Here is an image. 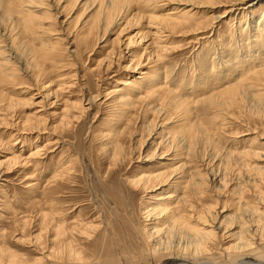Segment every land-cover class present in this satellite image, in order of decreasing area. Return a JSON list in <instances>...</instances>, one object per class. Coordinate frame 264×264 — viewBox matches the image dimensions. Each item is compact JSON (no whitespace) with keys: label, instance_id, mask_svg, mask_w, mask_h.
I'll return each mask as SVG.
<instances>
[{"label":"rangeland","instance_id":"obj_1","mask_svg":"<svg viewBox=\"0 0 264 264\" xmlns=\"http://www.w3.org/2000/svg\"><path fill=\"white\" fill-rule=\"evenodd\" d=\"M41 2L45 6L31 9L37 16L32 14L22 22L7 12V0H0V27L8 34L3 44L10 47L16 42L11 50H20L16 61L7 65L18 70L19 76L0 85V232L4 228L21 238L16 221L28 220L23 241L11 237L7 245L30 263L44 258L38 262L67 264V260L53 262L46 255L54 247L64 259L67 256L65 245L50 246L49 233L40 226L41 215L53 212L68 227L90 226L89 236L73 237V248L83 256L81 264H161L144 257L148 249L144 229H151L152 223L142 213L157 204L152 197L165 193L168 185L182 183L177 175L182 170L192 176L187 195L193 205L199 210L215 206L216 211L225 205V215L233 220L238 191L252 189L257 178L251 172L244 174L242 167H264V152L262 159L245 163L238 157L252 145L264 149V100L254 89L241 91L237 99L220 91L236 82L239 62L245 59L248 66L255 64L250 62L257 52L252 39L258 31L264 33V0L174 1L166 10L188 11L191 25L178 28L170 37L164 33L162 41L168 51L163 52L166 58L161 62L152 41L156 30L165 31L161 25L149 26L147 16L136 9H127L125 20L116 22L106 35L100 32L86 40L83 27L92 14V8L84 10L88 0H57L50 8V0ZM30 7L27 3L26 9ZM130 40L133 43L128 45ZM41 43L55 48L56 63L46 62L50 70L57 69L52 83L29 67L34 63L32 50L38 53ZM6 53L4 57L10 55ZM159 73L175 83L164 90L150 89ZM210 97L213 104L208 102ZM8 103L15 105L9 108ZM160 127L166 129L163 134ZM33 150L41 155L30 166L9 163L14 154H21L23 160ZM183 163L184 169L177 171ZM66 166L70 172L53 180ZM144 174H160L170 184L152 192L135 188L130 182ZM253 239L252 246L240 253L239 264H264V219ZM229 261L219 257L217 262Z\"/></svg>","mask_w":264,"mask_h":264},{"label":"bare ground","instance_id":"obj_2","mask_svg":"<svg viewBox=\"0 0 264 264\" xmlns=\"http://www.w3.org/2000/svg\"><path fill=\"white\" fill-rule=\"evenodd\" d=\"M15 1H17V3ZM41 1L42 0H36V1L35 0H29V1L28 0H26V1L25 0H7V4L10 8L7 12H9L12 15L14 13L19 18L21 17L22 22H23V20L26 18L28 20L30 18H32L31 17L32 14L34 16H37V14H35L37 12L34 10H31V9H34L33 6H36L39 4L44 5V3ZM50 1L51 2H50L49 8L51 7V4L53 5L57 0H50ZM174 1H176V0H88V5L85 4L86 8H84V10L86 11L87 9L92 8V14H91L90 20L89 21L87 20V22L85 23V25L83 27V29L85 30L84 31V38H86V40H87L91 36H99L100 32L106 35L107 31H109L110 28L113 27V25L116 22H119L121 19L125 20L122 17L124 15V13L126 11H128L127 9H136L138 11L139 15H141V13H143L144 16H147V19H149V26L150 25L151 26L161 25V27L165 31V32L160 33L159 30H156L157 34L156 33H154V34H156L155 39H157V40L154 39V41H152V44L157 47L154 54L157 55V57L159 58V61L161 62L166 58V56H164L163 52L168 51L167 47H164V43L162 41L163 38H165V37H163L164 33H166V32L170 33L169 34V37H170V35H173V33L178 28L186 29L187 27H189L191 25L190 24L191 17H190V13H188V11L187 12L181 11V10H178L175 8H171V9L166 10V7H168L170 4L171 5L174 4L173 3ZM20 2H22V3H20ZM2 3H0V4H2ZM27 3H31V7L29 8L30 10H27L28 7L26 9ZM16 5L18 6V9L16 8ZM2 6L0 5V22L2 20L1 19L2 18V16H1V7ZM35 8H37V7H35ZM40 10H41V7H40ZM232 11H233V8H231V11L229 12V14L232 13ZM44 14H46V13H44ZM44 16H46V15H44ZM48 18L49 17H45V19H48ZM217 18L219 20V17H217ZM35 19H36V17H35ZM222 19H224V18H222ZM24 22H25V20H24ZM1 23H3V22H1ZM263 26H264V24H263ZM43 30H45V29H43ZM6 31H7V29L2 30L0 27V56L3 54L2 55L3 57H1L2 59L0 58V69H2L1 75H0V85L12 83L11 79L13 78L12 80L14 81L15 80L14 78H17L19 76L18 70H15V68H14V70H12V69L10 70L9 66L7 67V65H9L12 60L16 59L15 56H16L17 52H19L20 50L19 51L16 50L17 51V52L15 51L16 53L14 51L12 52L11 47L13 48V45H14V47L17 46L16 42H15L16 45L13 42L14 44L10 47L8 45H6V46L4 45L5 40L3 38L7 37V35H8V34H6ZM14 31H16V30H14ZM27 32H29V31H27ZM262 32L263 31L260 30V31H258V35L255 34L254 37L252 36L253 37V39H252L253 47L255 48V50L257 52H256V54L253 53L252 57L250 56L252 58V61H250V62L254 61L255 64L248 66L249 61L247 62V60H245V59H244L245 61L242 60L241 62H239V65L242 68L237 67V69L235 70V71H239V77L235 79L236 82L234 83V85L229 87V85L227 84L228 86L224 87L220 91V95H222V96L228 95L229 98L237 99V97L241 94V91H244V90L253 91V89H254L253 93H256L255 91L257 90L258 96H260L261 99L264 100V33H262ZM30 33H31V31H30ZM202 34H203V32H202ZM32 35H34V34H31V36ZM143 36H144L143 39L148 38L146 35H143ZM206 37H208V36H206ZM167 38H168V36H167ZM201 38H203V36H201ZM198 41H199V39H198ZM132 43L133 42L130 40L128 45H130ZM5 51H8V53H6V54L10 53V55H7L8 58L4 57ZM32 53H33L32 54V60H33L32 62H34V63L33 64L31 63L32 65L29 64L30 66L29 65H27V66H29L30 68L32 67L31 69L33 70V73H35L36 76L38 74L39 75L38 77L42 76L40 78H42L43 80H45V78L49 77L48 82L52 83V81H53L52 76L54 74V71H56L57 69L50 70V68L46 67V62L47 61L52 62V65L56 63L55 62L56 61L55 60L56 54H54L55 48H50L48 45L41 43L40 44V51L37 53L36 49L35 50L33 49ZM73 53H75V52H73ZM205 57H207V56H205ZM138 60H140V58ZM27 62H25V63L27 64ZM203 62H204V65H202V66L206 67V65H207L206 60L204 59ZM139 65H140V63L135 64L136 67H138ZM243 65L246 68H243ZM220 68H221V66H220ZM34 69L38 70V73H36ZM2 73H3V76H2ZM35 74H33L34 75L33 77H35ZM166 75L161 76L159 73V80L156 81V83H155V81H153L152 85H150V89L151 88L155 89L156 87H158L160 90H164V89H168L169 85L171 86L172 83H175L170 77H166ZM56 77H58V76H56ZM60 77H62V76H60ZM141 80L143 81L144 79L141 77ZM44 83L46 84V82H44ZM44 83L40 84L41 88H43ZM45 84H44V86H45ZM60 89H62V88L60 87ZM215 95H217V94H215ZM19 101H17L18 104L19 103L23 104V102H19ZM215 101H216V99H215ZM10 102H12V101L10 100ZM208 102H212L211 104H213L214 103L213 97L208 98ZM262 103H264V101ZM180 104H181V106L183 105V103H181V102H180ZM7 105L9 108H12L13 104L8 103ZM14 105H13V107H14ZM150 108H152V107H150ZM17 109H18V107H17ZM83 110H82V112H83ZM3 120H4V118H3ZM165 131H166V129L161 128V133L162 132L164 133ZM192 132H191V134H192ZM11 140L12 139L10 138L9 142H11ZM262 145H264V144H262ZM8 146H9V144H8ZM13 146H15V144ZM252 146H250L249 149L242 150L238 153V157L240 158L242 163H245L244 161H246L248 159L257 160V159L261 158L262 153L264 152V149H261L258 147L255 148ZM30 153L31 154L28 156V158L23 159V160H22L21 154H19V155L17 154L18 157H16V155L13 153L14 155L12 157H14V156L15 157L13 159L11 157L10 158L11 160L9 161V163L11 161H13V163L16 162V164H18V165L23 164V166L24 165L27 166L29 164L34 163L33 160L35 158H37L39 156V154L41 155L39 150L38 151L36 150L35 152L33 150ZM20 159H21V161H20ZM18 165H16V166H18ZM185 165H186L185 163L179 165L176 168V170L181 171L182 169H184ZM11 166H12V164H11ZM34 166L37 167L36 165H34ZM242 169L245 171L244 174H249L251 172L250 175H252V176L255 175L257 178L253 182L254 185H253V187H251L252 189H249V187H247V189L241 188L240 191H238L239 192L238 193L239 194L238 208L236 211L237 213L234 215L235 217H233V220H231L228 215H225L226 211H228V209L225 205L220 206L221 207L220 211H216L214 209L215 206H214V208L211 207V208H207V209L202 207V209L199 210L197 206L193 205V203H191L189 201L188 195H187L188 187L191 184L190 181H192V176L190 175L191 173L188 172L189 173L188 174L186 172L188 170H186L185 172L182 170L183 172L181 171L180 173H178L177 174L179 176L178 178L183 179L182 183H180V184L178 183V185H176V186L173 184L171 186L168 185V189H166L164 191L165 193H161V195H159V196H154V198L152 197V200H154L157 203L153 208H147L148 207L147 206L145 209H143L144 213H142V214L144 215L145 221L152 223L151 229H144V233H145L144 236H146V238L148 240V247H147L148 249L146 250L144 257H147V259L150 260V263H151V261H155V262H159L161 264H222V263H218L217 261H218L219 257L220 258L224 257V258H228L230 260L229 263L231 262L232 264H239L238 260L240 258V253H242V251L245 248H247V247L249 248L250 246H252L253 240H254L253 236H254L255 229L257 226L260 228L261 222L264 219V192H263V188H264V167L257 166L254 168H250L249 166H243ZM250 169H252V170H250ZM68 172H70V168H69V166H66V167L62 168V170L58 173V175L54 176L52 179L57 180L58 177H61ZM150 174H148L149 176L144 174L143 176L136 178L135 180H133L130 183L132 185H134L135 188H140V189H143V190L149 191V192H152L155 189L156 190H162L164 188H167L166 187L167 184H170V182H168V180H162V178H161L162 175L159 174V176L158 175L153 176ZM251 185H252V183H251ZM234 187H235V184H234L233 188ZM171 188H172V191H170ZM224 188L226 190L229 189V183L225 182ZM233 191H236V190H233ZM181 193L183 194L182 196H181ZM200 195L202 197L203 192H201ZM235 197H237V196H235ZM235 203H236V201H235ZM233 208H235V207H233ZM231 211H232V209H231ZM18 215H19L18 213L14 214V216L16 218L19 217ZM260 219H262V221ZM27 221L28 220H23V219H22V221H19V220L16 221V225H18V227L20 228L19 232H21V238L16 239L12 233H8V231L5 232L4 228L0 232V264H37V263H40L38 261L39 260L41 261L42 258H40L38 260L35 259L34 263H30V262H32V260L26 258L27 259V261H26L25 258H23V259L20 258L22 256L21 255L19 256L17 252L13 251L11 249V247L7 245V241L11 237H14L12 239L15 240L16 242L23 241L22 237H26V234L24 235V232H22V231H25V228L28 225ZM40 222H41V225H40L41 228H45L46 232L49 233L48 241L50 243V246H53V245H51L53 243H55V244L57 243L59 245L61 244V246L65 245L64 247L66 248V251H67V252L65 251L67 253V256L65 254L66 259H64L59 248H57L58 250H56L54 247H50V249H52L51 253H50V251H48V253H50V254H46V255H48L47 256L48 259L53 261V262L56 260H59L61 262L67 260L66 261L67 264H71V263L81 264L82 260H83V256L81 255V253H79V251H80L79 249L77 251V249L75 250V248H73V242H74L73 237L74 236L81 237L83 235L89 236L90 226H89V228H87V226H85L82 230L81 229L78 230L75 227H68L64 224L63 221H58L54 217L53 212H51V215L42 214ZM153 225H154V227H153ZM247 232H249V234L251 236H247ZM50 233H52L53 236H51ZM36 237H38V236H36ZM41 237L42 236L39 234L38 238L40 240L42 239ZM31 238L30 239L28 238L30 240V243L32 241ZM35 243H38V242H35ZM40 243H41V245L39 243L38 244L41 247L43 244H42V242H40ZM226 243L228 244V246ZM38 244H36V245H38ZM56 245H55V247H57ZM30 246H33V245H30ZM65 248L63 250H65ZM36 252H38V251L35 250V253ZM43 252H39V253H43ZM44 255H43V257H44ZM247 256H249V255H247ZM47 257H46V261H47ZM216 259H217V261H215ZM29 260H30V262H29ZM42 260H44V258ZM43 262H41L40 264H42ZM57 263H58V261H57ZM248 264H252V263H248Z\"/></svg>","mask_w":264,"mask_h":264}]
</instances>
